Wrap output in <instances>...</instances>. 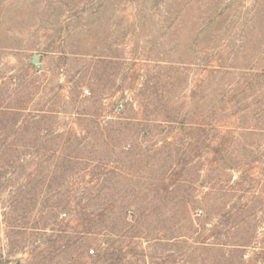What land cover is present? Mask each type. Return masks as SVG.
I'll use <instances>...</instances> for the list:
<instances>
[{
    "label": "rangeland",
    "instance_id": "374dc122",
    "mask_svg": "<svg viewBox=\"0 0 264 264\" xmlns=\"http://www.w3.org/2000/svg\"><path fill=\"white\" fill-rule=\"evenodd\" d=\"M103 1L102 8L96 9ZM191 3L193 8L186 17L189 25L197 18L206 24L217 15L216 29L211 27V33H202L198 44L193 29H184L176 36L171 28L174 21L160 15L151 0H0V67L25 75L24 67L33 65L50 85H63L59 100L71 101L79 95L84 101L73 105L80 113L60 114L45 121L62 128V135L69 131L79 140L91 134L90 139L100 141L105 136H118L107 128H119L126 122L129 128H137L128 124L127 117L144 115L137 105L135 112L131 111L132 98L151 95L155 100L152 88L169 89L177 72V96L183 95L185 125L156 123L157 128H148L151 132L146 136V128L139 127V134L131 142L134 154L128 157L139 166L131 167L127 161V167L117 173L123 179V190L134 186L138 196L147 197L144 207L148 210L165 194L171 197L182 193L193 200L210 202L208 207L201 202L194 206L199 213L194 215L197 232H190L191 224L181 222L179 206L173 200L158 205L156 209L165 206L163 211L168 212L169 220L154 230V238L162 240L150 243L147 240L151 238L140 233L143 223L140 229L134 228L137 222L132 216L117 231L109 224L106 234L94 235L81 234L84 227L69 222L75 216L64 211L67 217L62 212L61 219H66V237L60 241L42 237L41 255L54 251L55 256L44 263L76 264L80 256V264H111L120 250L122 253H116L122 259L118 264H145V252L147 264H163L164 258L165 264H253L258 253L261 255L256 264H264V0ZM211 49L220 52L213 64L227 72L225 76L205 72L206 63L212 60ZM36 55L40 56L37 64L33 62ZM248 83L252 84L250 90L243 91ZM75 85L80 87L79 94H74ZM86 90L90 94H85ZM244 97L246 102L239 103ZM121 104L123 110L118 108ZM247 111L249 120L241 121ZM117 116L125 118L115 119ZM241 122L255 128H247L250 133L242 132L247 129L237 128ZM166 142L171 144L175 164L171 171L165 165L169 160L159 162L162 154L155 155L157 144L163 147ZM164 170L168 183L158 186L155 179L162 178ZM87 173L80 180L94 181L100 176L95 177L98 173L93 170ZM107 174L103 175L107 180L113 178ZM109 191L122 192V188L110 187L101 194ZM96 192L78 188L74 194L79 199ZM6 198L5 194L2 200ZM245 207L260 212L233 231L254 234L250 246H236L241 245L239 238L223 247L213 245L214 238L204 243L201 228L206 227L210 234L221 215H236ZM77 235L84 236L81 242L84 240L87 252L77 242ZM1 245L5 248L6 242ZM99 250L105 255L104 263L88 258ZM155 253L160 259L150 257ZM29 258L17 255L7 264L37 262Z\"/></svg>",
    "mask_w": 264,
    "mask_h": 264
},
{
    "label": "trees",
    "instance_id": "16d2710c",
    "mask_svg": "<svg viewBox=\"0 0 264 264\" xmlns=\"http://www.w3.org/2000/svg\"><path fill=\"white\" fill-rule=\"evenodd\" d=\"M190 3L191 0H167L165 2L164 0H151L152 7H156L160 15L174 21V26L171 28L177 33L176 36H179L184 29L189 28L190 31L193 29L196 31V44H198L202 33H211V27L216 29L217 15L209 19L206 24H202L200 18H197L189 25L186 17L193 8ZM104 4L105 1L99 3L96 9H101ZM129 16L131 14L127 17ZM213 49L209 52L212 60L206 63L205 72L208 75L225 76L227 72L213 64V59L217 56L219 58L220 54L219 51H213ZM5 69L0 67V264H7L12 257L17 255H28L31 257L30 260L32 258L37 260L35 264H46L43 261L55 257L52 255L54 251L42 256L39 249H42V237H54L57 241L66 237L63 229V221L66 219H61L64 211H70L75 216L71 217L69 222H76L84 227L85 231L81 234L94 235H100L103 232L106 234L108 228L111 227L109 224H112L117 231V227L126 225L132 216L137 222L134 228H139V224L143 223L142 229L139 228L140 233L144 237H150L151 240H147L150 243L162 240L158 237L154 238V230L169 220L168 212L163 211L165 206L156 209L157 206L165 205L173 200L179 206L178 214L181 216V222L191 224L190 229H186L190 232L198 231L194 226V215L199 213H196L194 206L196 202L201 201L193 200L189 195L182 193L171 197L165 194L156 200L151 210H148L144 207L147 197L138 196L134 186L123 190V179H119L117 173L122 167H127V164H124L127 161L131 167L139 166L128 160L130 154H134L131 142L134 141L133 137L139 134L137 131L141 129L139 127L146 128L143 130L146 136L151 132L148 128H157L156 123L185 125L183 95L177 96L178 84H180L177 72L169 89L165 86L152 88L155 100L150 98L151 95L146 98H132L131 111L135 112L134 107L137 105L141 110V115H144L142 118L127 117L128 124L133 127L137 126V128H129L127 122L122 123L119 128H107L108 132H116L118 136L111 138L109 135L98 141L97 138L90 139L91 134L85 138L80 137L79 140L69 131L62 135L60 134L63 131L62 128L55 127L54 123L46 124L45 122L49 118H57L60 114L80 113L79 109L76 110L73 107V105L84 102L79 95L71 101L59 100L58 95L64 90L63 85H50L47 79L33 68V65L24 67L25 75L14 73L10 68L9 74ZM251 86L250 83L246 84L243 91L250 90ZM74 87V94H79L81 91L79 85ZM228 91L230 93L232 88ZM222 97L226 98V95ZM123 98L125 99V96ZM245 100L244 97L239 103H244ZM118 108L123 110L124 106L121 104ZM247 108L249 106L244 107L242 111H246ZM135 115L139 116L137 113ZM250 116L247 111L246 114H242L241 121ZM121 118L125 117L117 116L115 119ZM178 119L180 121H176ZM237 128L240 130L241 128H255V125H246L241 122L240 127ZM242 132L250 133L251 130L244 131L243 129ZM158 145L155 155L159 157L162 154L158 159L159 162L169 160L165 165L170 166L171 171L172 166H175L172 161L171 144L166 142L163 147H158ZM92 170L98 173L94 174L95 177L100 174L96 180L86 182L80 180L84 179L87 172L92 173ZM107 172L113 175L112 179L107 180L108 176H103L108 175ZM69 175H74V177ZM161 175H163L162 178L155 179L156 185L166 186L167 172L164 170ZM140 183L141 181L138 182ZM119 186L122 192L109 191L107 195L101 194L104 189ZM78 188H86V190L89 188L97 192L91 193L87 198L77 199L74 191ZM5 194L7 198L2 200ZM139 201H141L140 204ZM201 203L203 206H210L209 201L203 200ZM259 212L260 209L249 210L245 207L236 215L231 212L224 213L221 215L222 219H219L212 227L210 234L206 227L201 228L204 243L214 238L215 243L212 244L223 247L231 241L233 243V239L239 238L241 245L236 246H250L254 234L249 231L242 234V232L237 233L233 230L242 222L247 224L252 221ZM64 214L67 217L66 213ZM210 223V221L206 222V224ZM79 235H77V242H81L84 237ZM183 237L186 236L183 235ZM3 241L6 242L5 248L1 245ZM83 242L80 246L85 251L87 245ZM119 252L121 251L115 252L118 258L111 260V264L121 262L122 259L116 254ZM155 255L156 253L150 257L160 259ZM257 255L259 257L256 261L261 253ZM104 256V253L99 250L94 256H88V258H96V262L104 263L102 262L105 259ZM144 259V263L147 264V252L144 254ZM161 260L165 264L167 258ZM256 261L253 264H256ZM75 262L76 264L82 263L81 257H77Z\"/></svg>",
    "mask_w": 264,
    "mask_h": 264
},
{
    "label": "water",
    "instance_id": "95a60500",
    "mask_svg": "<svg viewBox=\"0 0 264 264\" xmlns=\"http://www.w3.org/2000/svg\"><path fill=\"white\" fill-rule=\"evenodd\" d=\"M39 58H40V56H39V55H36V56H35V59H34V61H33V62H34L35 64H37V62H38Z\"/></svg>",
    "mask_w": 264,
    "mask_h": 264
},
{
    "label": "built area",
    "instance_id": "2783aa9c",
    "mask_svg": "<svg viewBox=\"0 0 264 264\" xmlns=\"http://www.w3.org/2000/svg\"><path fill=\"white\" fill-rule=\"evenodd\" d=\"M85 94H87V95H88V94H90V92H89L88 90H86V91H85Z\"/></svg>",
    "mask_w": 264,
    "mask_h": 264
}]
</instances>
